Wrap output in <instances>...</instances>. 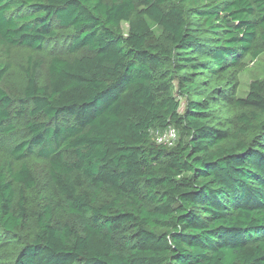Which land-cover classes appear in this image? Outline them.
Wrapping results in <instances>:
<instances>
[{
  "label": "trees",
  "instance_id": "trees-1",
  "mask_svg": "<svg viewBox=\"0 0 264 264\" xmlns=\"http://www.w3.org/2000/svg\"><path fill=\"white\" fill-rule=\"evenodd\" d=\"M0 47V264H264V0H0Z\"/></svg>",
  "mask_w": 264,
  "mask_h": 264
},
{
  "label": "rangeland",
  "instance_id": "rangeland-1",
  "mask_svg": "<svg viewBox=\"0 0 264 264\" xmlns=\"http://www.w3.org/2000/svg\"><path fill=\"white\" fill-rule=\"evenodd\" d=\"M124 30L127 33L128 30V24H123ZM58 43L62 44L61 41H58ZM57 47V46H55ZM53 50L46 49L42 54L39 55H33V58H42L45 63L48 61L47 59L50 57V55L53 52H57L59 50V47L57 49L55 48ZM7 53L0 47V59H6ZM11 57L10 62L13 66L12 70H10L8 74V78L6 81V86L10 88V93H12L13 96L20 98L22 96V91L25 87L26 81L25 76L23 73V67H25V63L28 60V57L30 55V52L28 50L17 48L12 50V54H10ZM39 56V57H37ZM47 74L46 69L43 68L40 70V83H45L47 80ZM254 80H264V54H262L257 59H253L251 57H247L244 60V71L240 74H238V82L236 83L235 87L237 89V96L239 97H246V95L249 92L250 85ZM184 106V105H183ZM184 109V108H183ZM182 109V110H183ZM28 117H15L13 119V123L17 126L18 132H20V139L24 138L26 136V131L24 130V122L28 121ZM1 153V152H0ZM29 162L31 167L36 171L37 176L40 177V181L42 184H45L47 182L49 169H48V163L41 158H37L35 156H32L29 158Z\"/></svg>",
  "mask_w": 264,
  "mask_h": 264
},
{
  "label": "built area",
  "instance_id": "built-area-1",
  "mask_svg": "<svg viewBox=\"0 0 264 264\" xmlns=\"http://www.w3.org/2000/svg\"><path fill=\"white\" fill-rule=\"evenodd\" d=\"M178 139V132L174 128H169L162 133H158L156 141L158 144L172 146Z\"/></svg>",
  "mask_w": 264,
  "mask_h": 264
}]
</instances>
